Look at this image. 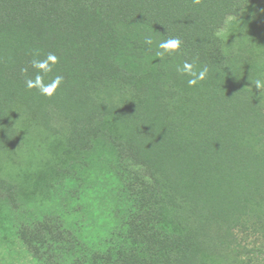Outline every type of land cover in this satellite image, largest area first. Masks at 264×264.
<instances>
[{
    "label": "trees",
    "instance_id": "obj_1",
    "mask_svg": "<svg viewBox=\"0 0 264 264\" xmlns=\"http://www.w3.org/2000/svg\"><path fill=\"white\" fill-rule=\"evenodd\" d=\"M261 2L0 0V154L15 151L12 113L23 106L47 126L58 118L50 110L75 128L109 115L128 127V146L142 157L147 192L156 201L151 210L131 202L132 189L122 180L97 198L125 204L111 208V220L94 221L86 203L85 215L69 210L57 226L42 220L43 238L32 246L19 231L37 264H244L242 233L264 232V98L261 89L235 76L221 31L230 16ZM147 34L154 39L151 48L143 43ZM168 38L182 40V52L161 59L155 44ZM49 52L60 62L46 80L65 78L52 98L28 90L21 71L27 68L34 78L33 55L43 59ZM184 60L197 70L209 68L199 86L203 96L186 85L187 77L183 85L177 82L175 67ZM98 83L120 93L119 102L96 97ZM8 189L0 178V193ZM1 195L7 224L0 226V238L15 243L17 214ZM52 199L62 208L76 203ZM167 207L180 214L170 227L188 225L184 234L152 228L163 223Z\"/></svg>",
    "mask_w": 264,
    "mask_h": 264
},
{
    "label": "rangeland",
    "instance_id": "obj_2",
    "mask_svg": "<svg viewBox=\"0 0 264 264\" xmlns=\"http://www.w3.org/2000/svg\"><path fill=\"white\" fill-rule=\"evenodd\" d=\"M221 36L226 54L234 58L232 67L235 76L240 77L239 81L255 87L251 79L264 74V2L247 7L238 16H230ZM246 65L252 67L250 72H247L249 69ZM95 68L94 65L90 70L95 71ZM176 80L183 85L184 77ZM223 82L227 83L228 79ZM98 84L100 87L103 83ZM199 86L193 87L194 93L203 96V88ZM95 95L108 102H119L121 99L120 93L108 84L101 86ZM23 110L12 113L18 133L15 151L0 154V178L6 180L9 186L8 191L0 193L1 200L3 196L8 197L12 206L9 211L13 216L15 212L17 214V223L14 224L17 227L15 243L0 238V264H37L28 250L29 246L21 240L18 232L28 235L30 240L26 241L32 246V242L43 238L41 233L46 228L42 221L44 219L57 226L58 222L66 219L65 213L69 210L77 211L78 216L85 215V205L89 203L95 214L94 221L99 216H110L111 220V208L120 206L123 209L125 204L121 199L104 204L97 198L103 196L104 193H100L103 189L102 192L112 193L113 185H119L122 180L132 189L129 198L131 202H138L145 210L152 209L155 199L151 192H147L141 168L143 159L128 146V127L125 124L105 115L98 117L99 120L87 128H75L64 116L60 118L56 113L58 111L50 110L53 118H58L51 120L47 126L32 117L38 113L26 106H23ZM55 196L62 197L66 203L69 198H74L76 203L73 207L62 208L58 200L52 199ZM177 216H180L178 212H169L167 207L162 213L163 223L155 224L152 220L151 223L157 226L152 228L163 229L167 233L178 229L182 235L189 228L188 225L170 227ZM0 223V226L6 225L7 220L2 222L0 216ZM79 228L70 227L69 232L75 229L80 231ZM4 233L1 228L0 235ZM241 241L243 263L264 264V232L242 233Z\"/></svg>",
    "mask_w": 264,
    "mask_h": 264
},
{
    "label": "clouds",
    "instance_id": "obj_3",
    "mask_svg": "<svg viewBox=\"0 0 264 264\" xmlns=\"http://www.w3.org/2000/svg\"><path fill=\"white\" fill-rule=\"evenodd\" d=\"M199 3L200 0H195ZM143 43L149 48L154 45V39L150 34L143 37ZM182 40L179 38H168L159 41L155 44V55L161 59L165 56L174 57L182 52ZM60 58L52 52H49L43 59L38 58V53L33 55L31 59V67L36 70V74L33 77L27 76V68L22 69V73L25 74V87L28 90H36L40 96L52 98L56 95L58 90L64 84V76L57 74L49 80L46 78L53 72L54 67L58 65ZM176 73L181 77H187V85L189 87H196L205 81L208 77L209 68L205 65L203 68L197 70L193 63L188 60H184L182 64H178L175 67ZM251 82L261 90H264V74L258 75L256 79H251ZM264 97V91H261L260 97Z\"/></svg>",
    "mask_w": 264,
    "mask_h": 264
}]
</instances>
